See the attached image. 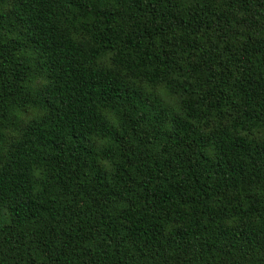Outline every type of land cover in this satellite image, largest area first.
I'll list each match as a JSON object with an SVG mask.
<instances>
[{
	"label": "trees",
	"instance_id": "16d2710c",
	"mask_svg": "<svg viewBox=\"0 0 264 264\" xmlns=\"http://www.w3.org/2000/svg\"><path fill=\"white\" fill-rule=\"evenodd\" d=\"M0 264H264V0H0Z\"/></svg>",
	"mask_w": 264,
	"mask_h": 264
},
{
	"label": "clouds",
	"instance_id": "9594fccd",
	"mask_svg": "<svg viewBox=\"0 0 264 264\" xmlns=\"http://www.w3.org/2000/svg\"><path fill=\"white\" fill-rule=\"evenodd\" d=\"M102 143H107V141H103ZM107 163V162H106ZM110 167V165H108ZM37 175H39V173H36Z\"/></svg>",
	"mask_w": 264,
	"mask_h": 264
}]
</instances>
